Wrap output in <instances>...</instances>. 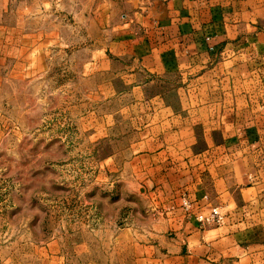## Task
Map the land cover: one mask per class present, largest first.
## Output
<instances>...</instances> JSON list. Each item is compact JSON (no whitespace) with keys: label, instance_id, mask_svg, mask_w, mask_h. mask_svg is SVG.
<instances>
[{"label":"rangeland","instance_id":"1","mask_svg":"<svg viewBox=\"0 0 264 264\" xmlns=\"http://www.w3.org/2000/svg\"><path fill=\"white\" fill-rule=\"evenodd\" d=\"M99 2L0 0V264H162L174 237L179 158L207 131L165 128L180 77L115 63Z\"/></svg>","mask_w":264,"mask_h":264},{"label":"crops","instance_id":"2","mask_svg":"<svg viewBox=\"0 0 264 264\" xmlns=\"http://www.w3.org/2000/svg\"><path fill=\"white\" fill-rule=\"evenodd\" d=\"M93 11L115 63L180 77L154 109L165 128L207 131L198 151L188 136L178 171L193 207L222 221L201 227L178 199L162 264H264V0H100Z\"/></svg>","mask_w":264,"mask_h":264},{"label":"built area","instance_id":"3","mask_svg":"<svg viewBox=\"0 0 264 264\" xmlns=\"http://www.w3.org/2000/svg\"><path fill=\"white\" fill-rule=\"evenodd\" d=\"M180 204L184 214L188 218L194 217L196 222L201 227H205L211 224L218 225L222 221V216L217 208L212 209L207 215H202L199 212L197 213L194 211L193 204H191L187 198H181Z\"/></svg>","mask_w":264,"mask_h":264}]
</instances>
